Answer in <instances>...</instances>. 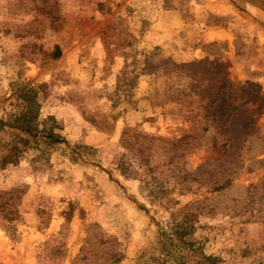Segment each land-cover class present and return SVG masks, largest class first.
<instances>
[{
  "label": "rangeland",
  "instance_id": "1",
  "mask_svg": "<svg viewBox=\"0 0 264 264\" xmlns=\"http://www.w3.org/2000/svg\"><path fill=\"white\" fill-rule=\"evenodd\" d=\"M23 87L65 142L0 170V264H264V0H0Z\"/></svg>",
  "mask_w": 264,
  "mask_h": 264
},
{
  "label": "trees",
  "instance_id": "2",
  "mask_svg": "<svg viewBox=\"0 0 264 264\" xmlns=\"http://www.w3.org/2000/svg\"><path fill=\"white\" fill-rule=\"evenodd\" d=\"M53 59L59 57V50L55 47L52 52ZM16 99L19 101L20 109L17 113L11 114L6 120H0V133L8 132L11 139L7 142L0 141V170L7 165L16 164L19 159L28 151L35 148L39 140L45 145H55L64 143V139L54 132V127L49 129H38L37 119L39 116L40 105L36 100V93L33 89L23 87L16 92ZM8 215V211L2 214V217ZM8 218V217H7ZM183 224L176 225L172 231L171 237L167 236L163 231L159 233V243L162 248L171 246L176 248L173 241L181 243L173 254H179V260L182 258L180 250L190 249V244L182 241L183 236L187 234V227ZM204 261H210L208 257H202Z\"/></svg>",
  "mask_w": 264,
  "mask_h": 264
}]
</instances>
